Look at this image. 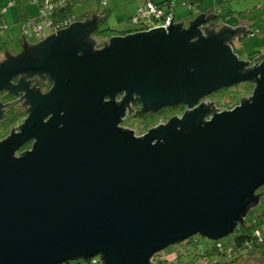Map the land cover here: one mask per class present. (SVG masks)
<instances>
[{
	"label": "water",
	"instance_id": "water-1",
	"mask_svg": "<svg viewBox=\"0 0 264 264\" xmlns=\"http://www.w3.org/2000/svg\"><path fill=\"white\" fill-rule=\"evenodd\" d=\"M92 18L0 65V90L20 74L54 83L0 142V264H155L195 235L231 234L264 185V62L239 75L229 35L205 39L198 23L115 36L95 51ZM253 79L251 101L211 121L201 106L143 138L119 127L134 94L145 110L193 106ZM28 140L34 148L15 157Z\"/></svg>",
	"mask_w": 264,
	"mask_h": 264
},
{
	"label": "flooded vegetation",
	"instance_id": "flooded-vegetation-1",
	"mask_svg": "<svg viewBox=\"0 0 264 264\" xmlns=\"http://www.w3.org/2000/svg\"><path fill=\"white\" fill-rule=\"evenodd\" d=\"M164 2V1H163ZM218 6H197L195 11L196 17L190 19L176 20L175 11L178 6H154L149 3L148 6L143 7V13L136 16L132 15L130 18V26L127 31H123V34L117 33L107 39L99 40V37L93 38L97 30L89 36L88 41L93 42L95 51L102 50L110 44V40L115 36H129L136 33H148L155 29H165L166 31L171 28L180 25L182 31L188 30L193 23H198L197 30L201 37L207 39L211 36L229 35L225 39V45L229 47L234 57L239 62L244 64V67L238 71L239 75L252 74L254 68L262 64L261 58L264 56V46L251 48H245L243 29L247 27L243 26L242 20L237 18L238 22L234 21L233 24H229L222 17V9H218ZM223 6H220L222 8ZM192 6H189V9ZM170 11V12H169ZM241 14L238 13V16ZM93 19V18H92ZM220 19L221 23H214ZM255 19V18H253ZM91 20V18L80 19L77 23H84ZM31 23L34 20L30 19ZM93 21V20H92ZM1 22H5L4 18H1ZM229 24V25H228ZM97 27L99 24H96ZM250 28V27H249ZM62 31V30H60ZM60 31H55L53 28H42L41 32H33V28L26 23L21 24L20 36L22 38L23 46L18 51L2 52L0 48V65L6 63L10 58L19 57L22 54H28L39 45L46 41L50 36L57 34ZM256 31L254 28L247 30V34L253 36ZM28 38L38 39L36 43H28ZM249 38H251L249 36ZM94 39V40H93ZM199 38H194L191 42H196ZM254 51L251 52L250 51ZM258 62H257V61ZM54 87L52 79L47 75L37 74H20L13 78L5 89L0 90V142H3L10 138L13 134H19L21 127L25 121L31 115V102L35 97L39 95L47 94ZM257 88L256 80L238 81L229 87H223L215 90L211 93L201 97L197 103L193 106L189 104L179 103L175 106H166L158 110H145L144 104L141 98L134 94L126 105L124 116L121 117L119 127L125 131H132L137 138H143L151 130L157 129L160 126L167 125L173 118L182 119L187 113H190L201 106L210 108V112L205 114L204 121H211L216 114L230 112L235 108L242 106L246 102H250ZM250 90L248 94H242L244 91ZM126 93H119L116 95L115 100L118 104L126 98ZM219 95V97H217ZM229 96L238 97L237 100L229 99ZM232 103V105L230 104ZM222 104H225L224 106ZM160 118V121L157 120ZM47 118L45 121H47ZM36 143V140H28L21 148L15 153V157L19 158L25 153L30 152Z\"/></svg>",
	"mask_w": 264,
	"mask_h": 264
},
{
	"label": "trees",
	"instance_id": "trees-1",
	"mask_svg": "<svg viewBox=\"0 0 264 264\" xmlns=\"http://www.w3.org/2000/svg\"><path fill=\"white\" fill-rule=\"evenodd\" d=\"M48 1L57 2V0H12L11 2L15 6H21L18 10L21 17V24L25 25L28 23L31 25L30 19L38 22L39 17L42 15L41 10ZM83 1L65 0L62 4L55 6L51 17L53 16L56 25L59 24L60 30L71 26L70 23L68 24V21L72 22L73 18L78 20L96 16L97 23L99 24L101 22L99 15H93L94 13L90 15L86 14L80 18L75 15L73 7L75 4ZM28 3H37L39 5L40 9L36 17H29L26 13ZM149 3H153L154 6H176L177 4L175 0H167L166 2L143 0L141 6H148ZM198 6L206 5L198 1ZM227 13L228 11L222 9V14L227 15ZM259 19L264 20V12H262ZM248 29L250 28L243 29V37L249 38L250 36V39H253L261 35V30L257 27L254 28L256 33L253 36L247 34ZM117 33L120 32L108 31L107 29L99 30L97 27L93 38L95 37L96 40L98 36H101L99 40H103ZM245 41H247L246 38H244ZM93 42L96 44L97 41ZM256 196L258 197V201L247 208L244 220L237 224L231 234L224 237L229 238L228 241L224 242L223 238L211 240L204 236H193L171 245L163 252L157 254L154 258L155 264H264V185L256 191ZM100 259L101 257L98 256L95 259H79L68 264H101Z\"/></svg>",
	"mask_w": 264,
	"mask_h": 264
},
{
	"label": "rangeland",
	"instance_id": "rangeland-1",
	"mask_svg": "<svg viewBox=\"0 0 264 264\" xmlns=\"http://www.w3.org/2000/svg\"><path fill=\"white\" fill-rule=\"evenodd\" d=\"M12 0H0V20L4 18L5 22H1L0 24V48L2 52L6 49L7 51H18L22 49L23 40L20 36L21 32V17L19 14V7L15 6ZM162 2V0H157ZM177 1L176 6L178 8L175 11L176 20H183L185 18L192 19L197 15L195 13L198 0H175ZM210 3L212 0H208ZM204 5H207L208 2H203ZM202 3V4H203ZM18 4V3H16ZM143 0H84L81 3L75 4L73 7L75 15L79 18L84 15H90L91 13L97 14L100 17L99 30H113L116 32L127 31L130 26V19L123 23L122 17H126L129 13L136 14V10L138 8H142ZM264 0H260V3H257L256 0H244L240 3L238 8H235V13H239V10L243 13V16H247L252 18L250 22V28H259L261 30V35L250 39L246 38L247 42L250 44L251 42L260 43V45L264 46V20L259 19L258 21L253 20V17L259 15L264 12ZM189 6L192 8L189 9ZM218 6H226L225 4ZM26 13L29 17H36L38 14V10L40 9L37 3H28L26 6ZM244 11H246L244 13ZM133 15V16H134ZM225 17H228L226 15ZM87 19V18H81ZM214 23H221V20L218 19ZM101 38V36H98ZM38 39L28 38L26 41L28 43H36ZM251 40V41H250ZM2 59V58H1ZM0 59V60H1ZM250 90L244 91L242 94H248ZM219 97V95H217ZM231 100H237L236 96H229ZM232 105V103H230ZM223 106L225 104H222ZM157 120L160 121V118L157 117ZM198 236V235H195ZM201 236V235H199ZM229 238H223V241H228Z\"/></svg>",
	"mask_w": 264,
	"mask_h": 264
},
{
	"label": "crops",
	"instance_id": "crops-1",
	"mask_svg": "<svg viewBox=\"0 0 264 264\" xmlns=\"http://www.w3.org/2000/svg\"><path fill=\"white\" fill-rule=\"evenodd\" d=\"M162 1L166 2L167 0H162ZM198 1L200 3H203V2L207 1L208 4L206 6H218V4H221V5L225 4L226 6H223L222 8H220V6H218L217 8L218 9H225L226 11H228V13H227L228 17H225L226 16L225 14H221L222 17L225 19V21L227 23L233 24L234 21L238 22V20L240 18L242 20L241 23L243 24L244 27L245 26L246 27H250V22L252 21V18H249L247 16H243L242 15L243 13L241 12V10H239V14H241L240 16H238V13H235V11H234V9L238 8L240 6V3H242L244 0H212L211 3L208 0H198ZM175 2L177 3V1H175ZM256 2L260 3V0H256ZM206 6H204V7H206ZM245 12L246 11H244V13ZM132 15H134V14L129 13L126 17H122V19H123L122 22L124 23L126 21V19L129 20ZM261 15H262V13H260L259 15L254 16L253 18H255V19H253V20L258 21V18L261 17ZM237 18H238V20H237ZM243 45H244L245 48L253 47L250 50H252V49H254V48L258 47V46L259 47L261 46L260 43L251 42L249 44L247 41H245L243 43ZM254 46H256V47H254Z\"/></svg>",
	"mask_w": 264,
	"mask_h": 264
},
{
	"label": "built area",
	"instance_id": "built-area-1",
	"mask_svg": "<svg viewBox=\"0 0 264 264\" xmlns=\"http://www.w3.org/2000/svg\"><path fill=\"white\" fill-rule=\"evenodd\" d=\"M64 1L65 0H57L56 3L55 2H51V1L46 2L44 7L41 10L42 15L39 17V21L37 22L36 20H34V23H31V25H30L33 28V32H35V33L41 32L42 28H46V27L53 28L55 31L60 30L59 29V24L56 25V23H54L53 16L51 17V14H52V11L54 10L55 6H58V5L62 4ZM142 9L143 8H140L138 10V15L143 13ZM76 21L77 20L75 18H73V21L72 22L68 21V24L69 23L72 24V23H74Z\"/></svg>",
	"mask_w": 264,
	"mask_h": 264
},
{
	"label": "clouds",
	"instance_id": "clouds-1",
	"mask_svg": "<svg viewBox=\"0 0 264 264\" xmlns=\"http://www.w3.org/2000/svg\"><path fill=\"white\" fill-rule=\"evenodd\" d=\"M14 4V3H13ZM92 19V18H91ZM78 20H80V19H78ZM78 20L76 21V22H78Z\"/></svg>",
	"mask_w": 264,
	"mask_h": 264
}]
</instances>
